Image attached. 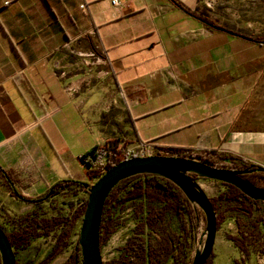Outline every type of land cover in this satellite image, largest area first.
I'll use <instances>...</instances> for the list:
<instances>
[{"label": "crops", "instance_id": "obj_1", "mask_svg": "<svg viewBox=\"0 0 264 264\" xmlns=\"http://www.w3.org/2000/svg\"><path fill=\"white\" fill-rule=\"evenodd\" d=\"M116 1L0 0V168L19 191L76 180L79 157L111 141L264 168V44L213 30L228 29L216 0Z\"/></svg>", "mask_w": 264, "mask_h": 264}, {"label": "trees", "instance_id": "obj_2", "mask_svg": "<svg viewBox=\"0 0 264 264\" xmlns=\"http://www.w3.org/2000/svg\"><path fill=\"white\" fill-rule=\"evenodd\" d=\"M117 142H107L100 147H94L80 156L79 161L86 167V177L91 183H95L112 166L121 162L110 164L109 161L103 166L101 162V151L108 147L114 150ZM163 153H156L153 156L191 158L201 161L212 168H224L231 171L247 172L239 177L256 188L264 189V173L256 172V166L239 157L218 152L216 150L180 149L179 147L158 148ZM115 151V150H114ZM131 157H134L132 155ZM193 180H197L192 175ZM0 181L5 191L12 198L32 204L34 209L15 217L5 216L4 222L8 226L5 236L14 250L28 249L37 239L51 238L55 241V248L50 251L45 261L72 244V251L68 259L63 264H81L80 249L76 240L71 243V236L74 235L75 226L82 220L85 206L87 204V188L91 185L85 181L64 179L55 181L43 193L35 197L27 196L19 191L18 181L13 177L12 172L0 168ZM223 184V183H221ZM226 191L218 194L215 199H209L216 216V229L220 226L225 216L228 214L236 222L237 236L229 235L226 239L231 241L237 250L248 256L246 242L264 241V202L253 201L243 195L233 186L225 185ZM82 191L86 197L81 199L76 206L69 207L65 213H55L46 216L41 210V206L53 197L68 192ZM132 194H137L139 198L147 202L148 205H158L162 212H174L177 220L176 228H172L170 223L163 220L161 215L152 207L140 206L139 215H143L142 223L137 224V231L143 233L147 227L149 233L147 237L138 236L134 238L133 254L137 258V264H191L195 251V244L199 237V229L204 230L205 220L202 212L190 203L181 190L172 182L148 174L132 176L117 183L107 195L101 212V222L99 224V247L102 229L107 230V234L113 233V210L122 205L128 198H135ZM66 204V202L64 203ZM263 206V208H260ZM262 211L257 218H254L255 211ZM259 227L262 229L259 230ZM263 248L260 252L264 255ZM209 257L205 264H211ZM16 261V257H15ZM1 264V261H0ZM16 264L17 261H16ZM234 264H239L236 261Z\"/></svg>", "mask_w": 264, "mask_h": 264}, {"label": "rangeland", "instance_id": "obj_3", "mask_svg": "<svg viewBox=\"0 0 264 264\" xmlns=\"http://www.w3.org/2000/svg\"><path fill=\"white\" fill-rule=\"evenodd\" d=\"M259 2L256 0H216L213 6L216 12V24H223V26L230 29L229 31L235 33H241L244 36L252 39H258L264 41V0ZM241 2H244L243 4ZM221 19H226L222 20ZM247 25L245 26V24ZM217 26V25H216ZM263 48V46H260ZM113 148L116 150V158L120 159L122 151L126 149L133 150L134 148H128L125 145L116 144ZM134 154V153H133ZM152 156V155H151ZM81 164V163H80ZM82 170L77 172L79 175L76 180L85 181L92 184L91 181L86 177V167L81 164ZM198 184L205 189L206 181H197ZM135 198H128L122 205L116 207L113 210V228L112 234L108 235L105 228L102 229V237H100V255L103 264H137L138 260L133 254V239L138 236L147 237L149 229L145 227L143 233L140 234L137 231V224L142 223V216L139 215L138 208L140 206H147V208H154L162 217L170 223L172 228H176L177 220L174 212H162V208L158 205H148L147 202L143 201L137 196L132 194ZM86 197V194L82 191L68 192L59 196L53 197L44 205L41 206L42 212L46 216H51L55 213H65L69 207H74L77 203ZM0 201V227L3 230L8 231V226L5 224V216L15 217L20 213H24V207L29 208L26 202L20 200H10L8 196H4ZM212 199V198H211ZM66 202V204H64ZM263 208V206H260ZM32 209V206H31ZM34 209V208H33ZM262 211H255L253 217L257 218L259 213ZM230 222L233 223L230 225ZM236 222L233 217L228 214L221 222L220 226L216 229V241L214 243V251L210 258L211 264H234L236 261L239 264H264V255L260 252L263 248L262 240L258 242H246L248 249V256H243L233 243L226 239V236L237 235ZM262 227H259V230ZM74 235L71 236L70 240L73 243L76 240L78 234V224L75 226ZM204 230L199 229V237L196 241L195 248H198L199 240H204ZM55 248V241L51 236L47 239L35 240L28 249L14 250L16 261L18 264H63L69 257L72 251V244L54 254L50 261L46 262V257L49 256L50 251Z\"/></svg>", "mask_w": 264, "mask_h": 264}, {"label": "water", "instance_id": "obj_4", "mask_svg": "<svg viewBox=\"0 0 264 264\" xmlns=\"http://www.w3.org/2000/svg\"><path fill=\"white\" fill-rule=\"evenodd\" d=\"M213 30L224 32L228 36L241 37L243 40L258 44L263 41L244 37L228 29L211 25ZM256 172L264 173V168L256 166ZM247 172L231 171L224 168H212L208 164L191 158L143 156L131 157L112 166L95 183L86 185L87 204L79 224L76 243L80 249L81 264H103L99 247V224L105 199L114 186L120 181L137 175L148 174L162 177L175 184L185 198L198 207L205 220L203 236L195 248L191 264H205L212 254L216 238V216L214 209L204 191L193 180L208 179L238 189L253 201L264 202V189L256 188L239 176ZM0 261L1 264H16L15 257L5 232L0 228Z\"/></svg>", "mask_w": 264, "mask_h": 264}, {"label": "built area", "instance_id": "obj_5", "mask_svg": "<svg viewBox=\"0 0 264 264\" xmlns=\"http://www.w3.org/2000/svg\"><path fill=\"white\" fill-rule=\"evenodd\" d=\"M111 4L116 5L117 1L111 0ZM114 150H115V148H114ZM114 150H111V148L108 147L107 150L101 151L102 157H101L100 163L103 166L108 161L110 164H114V162H117V160L122 162L128 158H131L132 155H134V157H143V156H148V155L153 156L156 153H163L162 151H159L157 147H153V146H150L149 144H145V145H140V147L136 149V152H132L133 150H131V149H126V150L122 151L121 158L118 159V158H116V155H117L116 150L115 151Z\"/></svg>", "mask_w": 264, "mask_h": 264}]
</instances>
